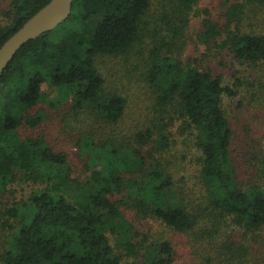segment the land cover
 Masks as SVG:
<instances>
[{"label":"trees","instance_id":"1","mask_svg":"<svg viewBox=\"0 0 264 264\" xmlns=\"http://www.w3.org/2000/svg\"><path fill=\"white\" fill-rule=\"evenodd\" d=\"M48 1L8 0L0 46ZM198 1L72 0L64 21L7 63L0 75V264H125L124 257L173 264L170 241H148L121 208L184 235L193 264H264L252 255L253 244L264 243V148L248 125L234 144L223 108L224 97L244 93L264 110V31L243 27L264 0H225L222 22L195 9ZM191 14L201 16L197 40L229 55L230 83L181 61ZM146 41L149 103L125 124L128 101L103 89L97 61ZM42 102L63 110L75 130L83 179L43 133H18L48 118L44 108L34 111ZM175 122L195 148L197 197L184 199L166 157ZM18 183L30 187L19 199Z\"/></svg>","mask_w":264,"mask_h":264},{"label":"rangeland","instance_id":"2","mask_svg":"<svg viewBox=\"0 0 264 264\" xmlns=\"http://www.w3.org/2000/svg\"><path fill=\"white\" fill-rule=\"evenodd\" d=\"M224 1L199 0L195 9L207 8L212 19L222 22L221 12ZM8 8V0H0V18L2 21L1 12ZM200 22L201 16L191 14L180 59L184 64L190 62L192 66L197 68L209 67L213 73L222 74L225 83H230L232 81L230 57L225 51L214 45L213 41L207 47L197 40L196 34L200 30ZM243 27L245 31H264V8H256L254 11L249 12L247 17H245ZM149 48L148 41H146L143 44H136L128 55L106 56L99 58L97 61V68L103 78V89L108 92L120 93L128 101L127 116L124 117L125 124L127 118L133 117L138 109L144 111L145 104L149 103V94L151 92L142 74L145 71V60ZM41 88L44 91H48L49 96H53L54 93L48 88L46 83H43ZM41 108H44L47 112L48 118L35 128L22 125L18 127V133L23 137L40 132L43 133L55 151H62L66 154V158L72 168V174L83 179L87 175L84 168L86 157L79 153L78 148L74 144L75 130L69 129L67 120L62 119L63 110L61 112L54 111L46 103L42 102L34 108V111H38ZM223 108L229 118L232 130L238 137L235 139L234 144H240V134L244 130V126L248 125L253 137L259 138L264 148V110L249 104L244 93L232 98L224 97ZM70 123L73 125V120ZM170 139L173 142L166 157L175 177V185L182 186L181 190L184 199H187L188 196L197 197L198 188L195 185L198 166L195 160L196 152L191 136L185 133L181 134L178 130L177 122H175L170 129ZM231 149L233 151L231 155L237 158L240 151L238 150L239 145L232 146ZM29 188L26 184L18 183L15 187L18 191L16 193L17 198L19 199L20 195L26 193ZM13 199H15V195ZM10 200H12V197L8 201ZM1 201H4V199ZM121 209L124 216L131 223L148 235V241L160 238L170 241L174 250L173 264H193L192 253L191 250L189 253L184 235L167 227L159 220L151 218L138 219L133 211L126 208ZM4 233L5 230H0L1 240ZM261 233L264 239V230ZM110 242H113L111 238ZM263 248L264 243L253 244L252 255L256 259L264 260ZM140 262L141 260L137 258L124 257L125 264H140Z\"/></svg>","mask_w":264,"mask_h":264},{"label":"water","instance_id":"3","mask_svg":"<svg viewBox=\"0 0 264 264\" xmlns=\"http://www.w3.org/2000/svg\"><path fill=\"white\" fill-rule=\"evenodd\" d=\"M71 1L49 0L1 44L0 75L21 45L53 29L68 17Z\"/></svg>","mask_w":264,"mask_h":264}]
</instances>
